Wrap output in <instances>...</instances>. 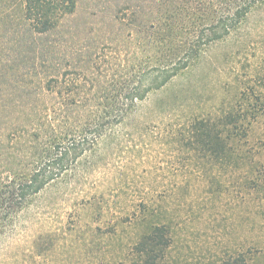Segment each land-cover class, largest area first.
<instances>
[{"label":"trees","instance_id":"16d2710c","mask_svg":"<svg viewBox=\"0 0 264 264\" xmlns=\"http://www.w3.org/2000/svg\"><path fill=\"white\" fill-rule=\"evenodd\" d=\"M259 22L264 0H0V158L8 165L0 174V240L44 191L84 172L153 93L169 94L178 107L174 87L187 79L189 93L207 56L220 44L249 47ZM125 35L135 49L118 50L124 60L101 75L102 46L120 45ZM257 80L260 87L250 78L230 112L188 119L184 138L192 152L226 169L235 197L255 205L264 198V146L250 145L255 123L264 121V76ZM159 103L162 109L166 101ZM28 136L37 150L31 171L13 165L9 152ZM198 169L211 177L208 193L224 191L221 183L210 186L219 171ZM149 216L140 221L147 229L132 264H173L174 221ZM216 264L250 263L237 252Z\"/></svg>","mask_w":264,"mask_h":264},{"label":"rangeland","instance_id":"374dc122","mask_svg":"<svg viewBox=\"0 0 264 264\" xmlns=\"http://www.w3.org/2000/svg\"><path fill=\"white\" fill-rule=\"evenodd\" d=\"M256 23L249 47L220 44L207 56L203 70L191 76L189 93L184 91L187 79L174 87L182 95L178 107H172L169 94L153 93L130 124L102 143L99 156L84 172L44 191L0 240V264H132L134 245L147 229L140 221L153 211L174 221L170 263L216 264L241 252L250 264H264V198L255 205L243 202L241 193L235 197L226 169L212 166L184 141L188 119L230 112L250 78L251 86L260 87L264 22L254 30ZM128 40L125 35L120 45L102 46L101 75L124 60L118 50L135 49L130 42L125 45ZM159 99L166 101L162 109ZM263 138L261 120L254 125L250 145L260 149ZM33 146L29 136L12 142L9 152L15 158L10 162L31 171L37 158ZM3 158L0 174L8 167ZM207 165L209 173H221L210 186L216 189L221 183L224 191L219 186V192L208 193L211 177L205 179L198 169Z\"/></svg>","mask_w":264,"mask_h":264}]
</instances>
